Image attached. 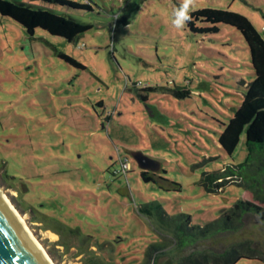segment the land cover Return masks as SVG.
I'll use <instances>...</instances> for the list:
<instances>
[{"label": "rangeland", "instance_id": "obj_1", "mask_svg": "<svg viewBox=\"0 0 264 264\" xmlns=\"http://www.w3.org/2000/svg\"><path fill=\"white\" fill-rule=\"evenodd\" d=\"M7 1L92 26L73 43L40 29L31 39L0 15V190L21 203L20 214L55 264H85L90 254L139 264L159 227L144 213L147 204L203 226L236 200L253 202L235 184L213 195L198 184L204 173L247 160L244 135L232 156L218 145L222 125L242 102L243 82L254 80L246 43L227 25L199 35L174 20L185 4L188 14L228 10L264 40V0H69L91 12ZM120 19L128 25H116ZM146 87L154 90L142 92ZM175 87L190 96L176 99ZM120 160L129 164L125 173ZM141 172L156 182L145 183ZM29 207L37 222H29ZM253 247L260 259L236 264L264 263V244Z\"/></svg>", "mask_w": 264, "mask_h": 264}, {"label": "trees", "instance_id": "obj_2", "mask_svg": "<svg viewBox=\"0 0 264 264\" xmlns=\"http://www.w3.org/2000/svg\"><path fill=\"white\" fill-rule=\"evenodd\" d=\"M39 1L77 11H92L89 4L69 0ZM0 15L21 26L31 39L34 32L40 29L73 43L92 29L90 24L7 0H0ZM188 16L190 19L186 21V26L189 32L199 35L216 34L218 25H227L241 34L249 50L254 80L250 83L243 82L245 93L242 102L233 110L229 122L222 125L223 130L218 137L220 148L226 155L232 156L244 135L247 160L241 165H227L219 171L204 173L198 184L209 195L223 191L226 185L235 184L249 193L253 202L236 200L231 207L222 209L216 219L203 226L192 224L189 215L169 217L155 203L144 205L148 209L144 213L151 218L156 217L159 227L154 230L155 239L145 248L139 264H156L163 257L168 258V264H236L242 259H260V250L253 245L264 244V40L250 21L238 13L202 8L190 12ZM120 23L128 25L126 19L118 20L116 25ZM196 24L209 26L199 28ZM59 58L76 69H85L69 56L60 54ZM153 90L146 87L141 91ZM172 94L176 99H185L190 96V91L184 87H175ZM140 98L146 101V95H140ZM140 176L145 183L156 182L154 175L148 172H141ZM0 185L3 186L2 181ZM171 185L179 188L175 183ZM11 201L20 213H25L20 202L14 198ZM28 211L31 215L29 222H37L34 219V209L29 207ZM251 219L254 220L253 223ZM61 227L52 230L56 235H61ZM47 252L54 257L52 250L47 249ZM85 264L113 263L90 254Z\"/></svg>", "mask_w": 264, "mask_h": 264}, {"label": "water", "instance_id": "obj_3", "mask_svg": "<svg viewBox=\"0 0 264 264\" xmlns=\"http://www.w3.org/2000/svg\"><path fill=\"white\" fill-rule=\"evenodd\" d=\"M137 159L141 170H147L146 164L138 157ZM0 264H51L43 257L27 236L9 205L2 198L1 193Z\"/></svg>", "mask_w": 264, "mask_h": 264}, {"label": "bare ground", "instance_id": "obj_4", "mask_svg": "<svg viewBox=\"0 0 264 264\" xmlns=\"http://www.w3.org/2000/svg\"><path fill=\"white\" fill-rule=\"evenodd\" d=\"M2 198L4 201L9 205L10 209L12 210L15 218L18 220L21 227L24 229L27 236L31 239L32 243L35 245V247L39 250V252L43 255V257L51 264H55L49 254L46 252L45 248L41 245V243L37 240V238L33 235L30 228L28 227V224L24 217L20 214V212L16 209V207L13 206V204L9 201V199L1 192Z\"/></svg>", "mask_w": 264, "mask_h": 264}, {"label": "clouds", "instance_id": "obj_5", "mask_svg": "<svg viewBox=\"0 0 264 264\" xmlns=\"http://www.w3.org/2000/svg\"><path fill=\"white\" fill-rule=\"evenodd\" d=\"M189 19L190 17L188 16V5L185 4L180 10L177 11L174 24L176 27H183L184 23Z\"/></svg>", "mask_w": 264, "mask_h": 264}, {"label": "built area", "instance_id": "obj_6", "mask_svg": "<svg viewBox=\"0 0 264 264\" xmlns=\"http://www.w3.org/2000/svg\"><path fill=\"white\" fill-rule=\"evenodd\" d=\"M120 165H121V170L123 173H125L129 168V164L127 160H120Z\"/></svg>", "mask_w": 264, "mask_h": 264}, {"label": "crops", "instance_id": "obj_7", "mask_svg": "<svg viewBox=\"0 0 264 264\" xmlns=\"http://www.w3.org/2000/svg\"><path fill=\"white\" fill-rule=\"evenodd\" d=\"M246 193V192H245Z\"/></svg>", "mask_w": 264, "mask_h": 264}]
</instances>
